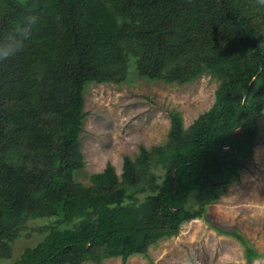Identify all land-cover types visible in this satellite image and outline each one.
Returning a JSON list of instances; mask_svg holds the SVG:
<instances>
[{
	"label": "trees",
	"instance_id": "16d2710c",
	"mask_svg": "<svg viewBox=\"0 0 264 264\" xmlns=\"http://www.w3.org/2000/svg\"><path fill=\"white\" fill-rule=\"evenodd\" d=\"M25 26L22 47L0 59V260L31 220L53 218L10 264H156L150 246L206 217L261 138L264 0H0V43ZM131 66L167 82L208 73L214 102L188 127L169 111L167 140L125 156L120 176L108 163L79 182L85 91L126 81ZM214 228L242 244L245 264L264 257L241 231Z\"/></svg>",
	"mask_w": 264,
	"mask_h": 264
},
{
	"label": "rangeland",
	"instance_id": "374dc122",
	"mask_svg": "<svg viewBox=\"0 0 264 264\" xmlns=\"http://www.w3.org/2000/svg\"><path fill=\"white\" fill-rule=\"evenodd\" d=\"M130 77L120 84H91L85 91V121L80 140L85 165L75 179L90 184L91 175L108 163L120 176L125 156L135 159L142 146L151 148L167 140L170 112H181L185 127L209 109L219 81L208 73L190 81L167 82L138 75L131 66ZM261 138L253 157L246 162L241 177L228 185L221 198L208 205L206 217L187 221L177 235L163 237L150 246L156 264H245L244 247L234 237L214 228L237 229L264 252V116L260 119ZM156 174L160 170L153 169ZM145 194L137 195L138 202ZM53 218L33 219L28 229L12 244L8 262L16 260L28 247L47 235ZM83 264H97L89 261ZM100 264H151L142 254L125 262L112 257ZM254 264H264V257Z\"/></svg>",
	"mask_w": 264,
	"mask_h": 264
},
{
	"label": "clouds",
	"instance_id": "9594fccd",
	"mask_svg": "<svg viewBox=\"0 0 264 264\" xmlns=\"http://www.w3.org/2000/svg\"><path fill=\"white\" fill-rule=\"evenodd\" d=\"M19 31L21 33L20 37L12 38L6 42L0 43V59H6L8 56L15 54V52L22 47L23 40L30 34V28L25 26ZM13 243V241H9L10 245ZM0 264H10V262L0 260Z\"/></svg>",
	"mask_w": 264,
	"mask_h": 264
},
{
	"label": "water",
	"instance_id": "95a60500",
	"mask_svg": "<svg viewBox=\"0 0 264 264\" xmlns=\"http://www.w3.org/2000/svg\"><path fill=\"white\" fill-rule=\"evenodd\" d=\"M242 127H243V126H242ZM242 127H241V128H242Z\"/></svg>",
	"mask_w": 264,
	"mask_h": 264
}]
</instances>
